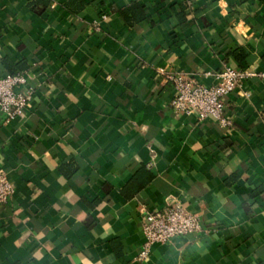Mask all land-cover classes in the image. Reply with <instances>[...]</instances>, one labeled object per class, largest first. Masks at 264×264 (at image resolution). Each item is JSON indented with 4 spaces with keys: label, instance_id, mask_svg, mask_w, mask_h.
<instances>
[{
    "label": "crops",
    "instance_id": "0c3cea01",
    "mask_svg": "<svg viewBox=\"0 0 264 264\" xmlns=\"http://www.w3.org/2000/svg\"><path fill=\"white\" fill-rule=\"evenodd\" d=\"M224 66L264 72V0H0V77L32 93L0 112V264H264V81L227 98L229 127L171 107L169 75ZM172 202L201 230L139 259Z\"/></svg>",
    "mask_w": 264,
    "mask_h": 264
},
{
    "label": "built area",
    "instance_id": "2783aa9c",
    "mask_svg": "<svg viewBox=\"0 0 264 264\" xmlns=\"http://www.w3.org/2000/svg\"><path fill=\"white\" fill-rule=\"evenodd\" d=\"M106 19V16L103 17ZM212 84H205L183 74L167 77L173 86L171 107L175 114L195 116L200 121L212 120L224 127L232 125L226 115L227 98L251 78H261L249 69L224 66L218 72H208ZM22 74L0 77V112L7 121L23 116L29 107L32 93ZM16 192L15 186L5 174L0 173V204H7ZM145 236L144 251L139 259L146 258L155 244H168L174 239L187 237L201 230L200 217L180 202H172L162 209L148 211L142 223Z\"/></svg>",
    "mask_w": 264,
    "mask_h": 264
},
{
    "label": "trees",
    "instance_id": "16d2710c",
    "mask_svg": "<svg viewBox=\"0 0 264 264\" xmlns=\"http://www.w3.org/2000/svg\"><path fill=\"white\" fill-rule=\"evenodd\" d=\"M122 14L127 23H129L130 25L138 23L139 21L146 18L144 14V7L143 5L141 6L139 4H133L129 8L122 11Z\"/></svg>",
    "mask_w": 264,
    "mask_h": 264
},
{
    "label": "clouds",
    "instance_id": "9594fccd",
    "mask_svg": "<svg viewBox=\"0 0 264 264\" xmlns=\"http://www.w3.org/2000/svg\"><path fill=\"white\" fill-rule=\"evenodd\" d=\"M222 3H224V0H222Z\"/></svg>",
    "mask_w": 264,
    "mask_h": 264
}]
</instances>
